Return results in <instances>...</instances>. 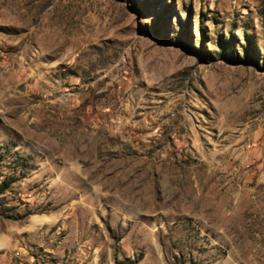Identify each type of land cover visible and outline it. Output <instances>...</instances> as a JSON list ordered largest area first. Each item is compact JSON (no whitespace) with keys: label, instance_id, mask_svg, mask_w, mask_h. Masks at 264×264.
Segmentation results:
<instances>
[{"label":"rangeland","instance_id":"obj_1","mask_svg":"<svg viewBox=\"0 0 264 264\" xmlns=\"http://www.w3.org/2000/svg\"><path fill=\"white\" fill-rule=\"evenodd\" d=\"M0 264H264V0H0Z\"/></svg>","mask_w":264,"mask_h":264}]
</instances>
